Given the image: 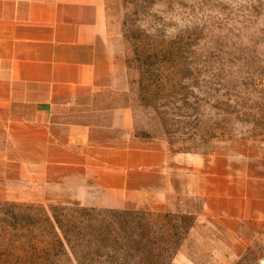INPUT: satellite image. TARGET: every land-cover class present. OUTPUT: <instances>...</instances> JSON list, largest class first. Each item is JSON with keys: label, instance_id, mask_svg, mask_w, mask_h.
I'll return each instance as SVG.
<instances>
[{"label": "rangeland", "instance_id": "1", "mask_svg": "<svg viewBox=\"0 0 264 264\" xmlns=\"http://www.w3.org/2000/svg\"><path fill=\"white\" fill-rule=\"evenodd\" d=\"M105 4L131 134L165 145L195 171L225 158L245 188L242 197L220 204L231 216L247 211L246 221L202 218L197 199L165 204L150 192L97 188L85 198L77 184L63 182L0 201V227L24 226L35 234L40 228L49 240L54 208L71 209V220L84 211L114 212L119 226L136 230L139 242L169 248L168 264H264V198L257 197L264 196V0ZM240 154L241 160L228 162ZM249 155H255L253 163ZM58 261L77 264L71 255Z\"/></svg>", "mask_w": 264, "mask_h": 264}, {"label": "crops", "instance_id": "2", "mask_svg": "<svg viewBox=\"0 0 264 264\" xmlns=\"http://www.w3.org/2000/svg\"><path fill=\"white\" fill-rule=\"evenodd\" d=\"M112 42L105 0H0V201L74 182L85 198L150 192L197 199L205 219L246 221L220 204L245 188L225 158L195 171L131 134Z\"/></svg>", "mask_w": 264, "mask_h": 264}, {"label": "trees", "instance_id": "3", "mask_svg": "<svg viewBox=\"0 0 264 264\" xmlns=\"http://www.w3.org/2000/svg\"><path fill=\"white\" fill-rule=\"evenodd\" d=\"M54 209L58 215L47 221L49 240L40 228L35 234L24 226L0 227L1 264H59L62 255L77 264H168L171 258L169 248L159 250L149 239L141 243L133 227L119 226L117 213L82 210L85 215L71 220V209Z\"/></svg>", "mask_w": 264, "mask_h": 264}]
</instances>
